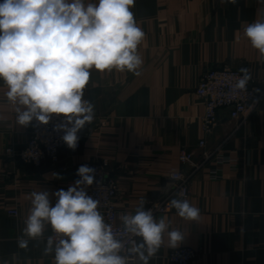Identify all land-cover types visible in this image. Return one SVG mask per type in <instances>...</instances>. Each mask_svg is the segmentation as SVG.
<instances>
[{"label":"crops","instance_id":"1","mask_svg":"<svg viewBox=\"0 0 264 264\" xmlns=\"http://www.w3.org/2000/svg\"><path fill=\"white\" fill-rule=\"evenodd\" d=\"M131 11L145 33L137 48L143 60L140 74L90 70L83 99L94 105L96 119L82 129L81 152L63 151L59 166L37 168L8 154V148L27 144L30 124L16 123L7 86L0 80V264H51L53 254L43 252L50 226L45 225L43 238L29 240L27 249L19 248L17 240L32 206L31 193L67 190L80 163H108L118 185L119 224L120 216L134 213L141 198L146 209L175 198L170 175L192 171L179 160L182 150L192 151L200 163L204 149L199 142L206 139V150L215 151L238 123L228 109H221L212 135H205L206 102L197 88L206 70L247 68L264 87V58L244 35L247 24L264 20V0H238L235 5L222 0H135ZM222 151L233 161H209L184 198L200 209L198 220H184L175 209L155 216L167 215L168 230L178 229L184 237L178 247L169 248L165 232L149 264H169L170 252L184 247L196 252L191 264H264V98ZM51 200L54 205L55 197ZM13 210L18 216L9 214Z\"/></svg>","mask_w":264,"mask_h":264},{"label":"clouds","instance_id":"2","mask_svg":"<svg viewBox=\"0 0 264 264\" xmlns=\"http://www.w3.org/2000/svg\"><path fill=\"white\" fill-rule=\"evenodd\" d=\"M222 2L235 5L238 0ZM134 4L135 0H96L87 5L84 0H0V80L7 86L5 95L14 107L17 124L28 126L35 119L46 125L53 114L63 116L64 122L54 130L64 132L62 139L70 149L77 147V133L95 114L94 105L83 99L90 70L140 74L143 60L137 48L145 33L131 11ZM244 35L264 58V20L247 24ZM239 71L233 88L245 91L251 75L247 68ZM95 172L81 165L76 173L80 178L67 190L32 192L18 247L27 249L29 240L43 238L46 224L52 235L43 252L54 254L55 264H135L136 259L149 264L165 232L168 247H178L184 233L168 230V216L157 219L141 198L134 213L120 216L130 238L125 250L99 211V200L87 193V187L99 184ZM52 175L62 178L58 173ZM178 178L175 173L170 176L171 180ZM184 196L180 189L165 212L175 209L184 220H198L200 209ZM51 197H55L54 205Z\"/></svg>","mask_w":264,"mask_h":264},{"label":"built area","instance_id":"3","mask_svg":"<svg viewBox=\"0 0 264 264\" xmlns=\"http://www.w3.org/2000/svg\"><path fill=\"white\" fill-rule=\"evenodd\" d=\"M239 70L230 65H224L220 68L208 69L202 74L197 88V94L206 102V111L202 118V129L205 135H212L218 124V113L221 109H228L231 118L238 123L231 136L226 138L215 151L206 150V139L199 142L198 147L204 149L203 159L200 163L195 162V156L192 151L182 150L179 160L184 165H190L192 171L187 175L183 172H174L179 177L176 180H172L176 184L174 194H177L180 189H184L185 196L183 198H188L191 193V180L209 161L214 159L218 164H228L233 161L229 156H225L222 150L233 135L247 124L252 114L258 111L264 98V87H260L252 78L248 82L245 91H239L233 88L236 78L241 75ZM95 119L94 117L91 123ZM64 120L65 118L63 116H56L55 114H53L49 123L46 125L34 119L30 123V137L27 144L21 149L14 147L8 148V154L17 157L24 164L37 168H41L47 163L53 166H59L62 163L61 154L63 151L68 152L70 155L79 154L83 148L84 135L82 129L77 133L78 144L74 150L70 149L63 141L62 137L64 132L54 130L55 126L64 122ZM81 165H88L96 170L95 181H98L99 184L94 182L93 185L87 187V193L94 199L99 200V211L104 216L105 222L112 225L115 237L124 242L126 250L129 247L130 238L124 232L123 225L118 223V212L115 204L118 195L116 178L110 173L109 165L105 161L80 163L76 168V173ZM213 175L216 176L217 172H214ZM79 178L75 175V179L69 186L73 185L74 181ZM168 202L169 200H166L162 203L154 204L151 207L154 215L168 213L170 210L165 212ZM9 214L18 216V211L13 210ZM138 238L136 237L135 239L138 241ZM195 258L196 252L192 248L184 247L172 250L168 260L169 264H191ZM51 264H55L54 254ZM135 264H137V259L135 260Z\"/></svg>","mask_w":264,"mask_h":264}]
</instances>
